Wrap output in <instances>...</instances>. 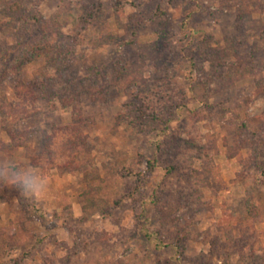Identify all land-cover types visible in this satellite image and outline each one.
I'll list each match as a JSON object with an SVG mask.
<instances>
[{"label":"rangeland","instance_id":"rangeland-1","mask_svg":"<svg viewBox=\"0 0 264 264\" xmlns=\"http://www.w3.org/2000/svg\"><path fill=\"white\" fill-rule=\"evenodd\" d=\"M117 1L0 6V112L28 115L0 160L59 190L0 181V264H260L264 0H121V25Z\"/></svg>","mask_w":264,"mask_h":264},{"label":"trees","instance_id":"trees-1","mask_svg":"<svg viewBox=\"0 0 264 264\" xmlns=\"http://www.w3.org/2000/svg\"><path fill=\"white\" fill-rule=\"evenodd\" d=\"M26 2L27 0H0V6L4 10L8 11L11 16H15L25 7ZM114 11H115L116 22L118 25H121L120 13L123 11V4L121 0H118L116 2ZM101 17H102V8L100 4H97L96 6L92 8L91 12L89 13V19L96 21V20L101 19ZM39 43L40 44H37L35 42L34 44H31L30 46L32 49L37 51L38 48H41L43 45L41 43V40L39 41ZM49 55L50 57H54L56 55V52H51ZM36 87H38V84L36 82H32V84L30 85H26L22 80H20L18 81L16 85V90L18 91L19 95H23L25 92L34 93ZM9 106L10 104L7 107ZM20 111L21 110L19 106H17L15 110L14 109H4L2 110V112H0L2 115L1 131L6 133V135L10 139L9 142H3L0 136V147H4V146L5 147L7 146H15V147L18 146L19 147L23 145L24 143L23 138L26 134V131L15 132L13 130V125L16 123V121H18L20 118H24L28 116L27 114H20L21 113ZM147 117L152 118V120L158 119L157 118L158 116L154 114L148 115ZM79 120L83 121L82 118H80ZM142 129H145L144 126H142ZM155 166H156L155 162H148V168L154 169ZM26 210H27L26 215L28 216V218H32L34 216L44 218L46 215H48L46 211L34 205H31ZM1 236H2V232H0V237ZM262 260L263 261H261L260 264H264V258H262Z\"/></svg>","mask_w":264,"mask_h":264},{"label":"clouds","instance_id":"clouds-1","mask_svg":"<svg viewBox=\"0 0 264 264\" xmlns=\"http://www.w3.org/2000/svg\"><path fill=\"white\" fill-rule=\"evenodd\" d=\"M47 162L25 163L19 157L9 155L0 160V181L17 190L23 197L33 201L59 195L47 179Z\"/></svg>","mask_w":264,"mask_h":264}]
</instances>
